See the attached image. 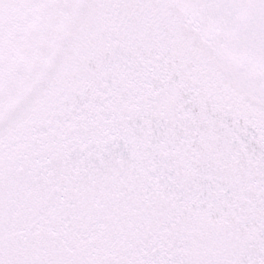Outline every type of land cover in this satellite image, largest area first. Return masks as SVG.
<instances>
[{"label":"snow or ice","instance_id":"obj_1","mask_svg":"<svg viewBox=\"0 0 264 264\" xmlns=\"http://www.w3.org/2000/svg\"><path fill=\"white\" fill-rule=\"evenodd\" d=\"M0 264H264V0H0Z\"/></svg>","mask_w":264,"mask_h":264}]
</instances>
